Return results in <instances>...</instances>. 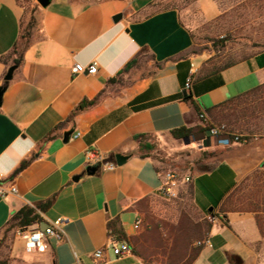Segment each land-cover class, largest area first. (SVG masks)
<instances>
[{"label": "crops", "instance_id": "crops-1", "mask_svg": "<svg viewBox=\"0 0 264 264\" xmlns=\"http://www.w3.org/2000/svg\"><path fill=\"white\" fill-rule=\"evenodd\" d=\"M164 1L50 0L42 7L38 0H0V264H95L94 251L111 241L126 242L131 254L117 258L107 250L101 264H264L255 215L221 210L234 183L264 171V136L224 147L192 174L191 200L207 220L202 236L170 241L167 249L140 239L143 204L159 195L163 178L134 137L177 141L172 130L202 124L195 106L205 113L264 84V50L207 74L179 10ZM26 3L37 6L38 25L6 82ZM198 5L206 16L216 11L212 0ZM137 55L136 66L118 75ZM76 63H96L97 71L74 75ZM189 79L191 101H185ZM99 94L96 104L68 119L79 102ZM173 95L178 98L164 100ZM210 141L204 146L213 151ZM88 151L102 153L115 169L89 162ZM116 154L127 156L125 163L117 165ZM25 160L29 164L8 180ZM49 199L45 212L37 210L41 221L27 230L67 219L66 239L47 237L43 250L27 251L9 221L22 207Z\"/></svg>", "mask_w": 264, "mask_h": 264}, {"label": "rangeland", "instance_id": "rangeland-1", "mask_svg": "<svg viewBox=\"0 0 264 264\" xmlns=\"http://www.w3.org/2000/svg\"><path fill=\"white\" fill-rule=\"evenodd\" d=\"M212 1L216 11L210 16L201 12L199 0L163 2V5L179 10L181 21L192 35L191 51L203 63L205 70L220 67L264 49V0ZM37 11V6L26 3L23 33L28 31L29 25L33 23L32 19L37 23ZM36 27H32V33ZM216 116V122H209L207 117L204 122L212 127L207 134L213 138L215 147L221 150L229 147L220 144V139L227 134L264 136V88L217 109ZM212 130L218 131V134H213ZM204 140V136L196 134L177 141L153 137L150 143L154 148L143 152L148 153L150 158L157 162L162 174L187 175L191 180L194 172L205 169L201 163L209 158L207 154L212 152L205 148ZM254 179L251 175L249 180L239 182L224 208L230 209L237 201L246 200V197L252 194ZM190 180L179 182L174 194L159 193L157 197L144 202L140 239L158 242L161 247L167 249L170 241H195L203 233L207 220L197 211L191 200Z\"/></svg>", "mask_w": 264, "mask_h": 264}, {"label": "trees", "instance_id": "trees-1", "mask_svg": "<svg viewBox=\"0 0 264 264\" xmlns=\"http://www.w3.org/2000/svg\"><path fill=\"white\" fill-rule=\"evenodd\" d=\"M25 1H28V0H25ZM32 22L33 23H31V25H29L28 31L26 33H23L22 25H21V34H20L19 40L13 48V53L16 55V57L14 58V60L12 62L13 65L19 64L22 51L28 46V44L31 40V35L33 34L31 32V29L34 25H35V27L38 25V22L36 23L34 19H32ZM262 50H264V49H262ZM143 52H145V49H143ZM254 54L243 57V58L238 59L236 61H231V62L225 63L224 65H222L220 67H213V68L207 69L206 73L210 74V73L218 72L220 70H223L225 68L232 66L233 64H235L241 60H244L250 56H253ZM137 62H138V55L135 56L132 60H130L123 67V69L118 73V75L129 72L132 68H134V66H136ZM114 81H116V77L113 79H110L108 81V83H111ZM262 88H264V84L259 85V86L255 87L254 89H252L246 93H243L241 95L233 97V98L221 103L220 105H216L214 107L206 109L205 113H203V111L200 108L195 106L196 112L199 115L202 124L197 126V127H194V128L181 127V128L172 130L170 132L171 137L176 139V140H180V139H184V138H186L190 135H194V134L201 135V136L205 137V140H204L205 146L209 147L211 144V141H210L211 136L207 134V131L211 130L212 127L209 125H206V123L204 122L205 118L206 117L209 118V122L210 121L216 122L218 120V118L216 116V110L217 109H219L223 106L232 104L236 100L240 99L241 97L247 96V95L252 94V93H256L257 91L261 90ZM99 97H100V94L92 100L83 99L75 107V109L72 111V113L70 114L68 119L69 120L72 119L73 116L77 112L82 111L85 108L91 107L94 104H96L98 102ZM176 98H178V96L173 95V96L165 98L164 100L169 101V100H174ZM183 99L185 101H191V97H189L188 95L184 96ZM227 136H229V134H227ZM50 137H51V135L48 134L44 140H48ZM151 138L152 137H148L146 135H138V136L134 137V139L138 142L139 152L141 153L142 157H150L148 153H144L143 151H150L154 148V145L150 143ZM252 138L253 137H250V136H241L240 141L241 142L242 141L247 142L248 140H250ZM220 150L221 149L219 147H216L212 152L208 153L207 156H216L220 152ZM29 162H30V160L22 161L20 163V165L8 177V180H10L14 176H16L21 170H23L29 164ZM251 175H253L255 177L253 185H252V188H253L252 194H250L249 197H246V200L242 199L244 201L239 199L240 201H237V203H235L233 205V207L230 208L229 210L238 211V212H251V213H253L255 215L256 223L259 227V230L264 237V171H256V172L252 173ZM251 175L247 176L243 181L249 180ZM237 186L238 185L236 183H234L233 189L231 190V192L229 193V195L225 198V200L223 202V205L221 207L222 211L227 210L224 208L226 205V202L230 201V199L232 198L233 193L235 192ZM51 202H52V200L49 199V200H46L44 202L36 203L35 207H30V206L22 207L20 210H18L16 213H14V215L10 219L9 228H26V227H29V226L37 223V222H40L41 219L37 213V210H39L41 212H45L46 209L50 206ZM115 222L116 221H114V223ZM200 236H202V234H200ZM198 238H196L195 240H197ZM123 240H125V237H123ZM197 252H198L197 248L193 249V251H192L193 255L192 256L194 257L197 254Z\"/></svg>", "mask_w": 264, "mask_h": 264}, {"label": "built area", "instance_id": "built-area-1", "mask_svg": "<svg viewBox=\"0 0 264 264\" xmlns=\"http://www.w3.org/2000/svg\"><path fill=\"white\" fill-rule=\"evenodd\" d=\"M97 71L96 63L91 65H82L80 63H76L72 67V73L74 75L79 74H95ZM191 79H189L185 85L184 90H188L190 88ZM213 134L217 135L218 131L212 130ZM77 134L75 137H78ZM241 135L237 134H230L222 139H220L221 145L231 146L235 144H241L245 141H240ZM87 158L89 162L95 163L105 170H113L115 169V163L107 161L105 156L102 153L95 152V151H88ZM163 183L160 188V193L171 195L174 194V189L179 182H188L190 180L189 176H177L173 173H165L162 174ZM9 193H14L15 188L10 187L8 190ZM67 219H58L53 222H50L47 226L43 229H37L35 231H28L26 228H15V234L18 237L24 239L25 248L27 251H34V250H43L44 249V241L47 237H52L55 239L57 243L62 242L66 239V235L63 230V226L66 224ZM136 225H139V221H136ZM204 243H208V240L204 241ZM202 244V243H199ZM198 244V245H199ZM107 250H110L113 255L117 258H121L131 254V248L126 242H114L111 241L105 247L99 248L94 251L93 253V260L95 264H101L103 261L104 254Z\"/></svg>", "mask_w": 264, "mask_h": 264}, {"label": "water", "instance_id": "water-1", "mask_svg": "<svg viewBox=\"0 0 264 264\" xmlns=\"http://www.w3.org/2000/svg\"><path fill=\"white\" fill-rule=\"evenodd\" d=\"M49 1L50 0H38V3L40 4V6H42V7H46L48 4H49ZM121 18V15H118V16H116L115 18H114V21H117V20H119ZM17 68V65H12V66H10L8 69H7V72H6V74H5V76H4V81H10L11 79H12V76H13V72H14V70ZM2 93H3V88H0V99H1V95H2ZM183 95L184 96H186L187 95V91L186 90H184L183 91ZM72 130L71 131H69V132H66V133H64V135H63V141H68V139H69V137L71 136V134H72ZM208 134L210 133L209 131L207 132ZM127 156H125V155H122V154H116L115 155V160H116V163H117V165H122L123 163H125V161L127 160Z\"/></svg>", "mask_w": 264, "mask_h": 264}]
</instances>
